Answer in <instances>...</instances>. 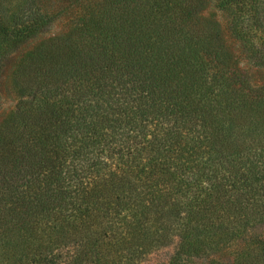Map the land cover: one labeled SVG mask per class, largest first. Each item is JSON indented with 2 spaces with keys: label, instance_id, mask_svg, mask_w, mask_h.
<instances>
[{
  "label": "trees",
  "instance_id": "1",
  "mask_svg": "<svg viewBox=\"0 0 264 264\" xmlns=\"http://www.w3.org/2000/svg\"><path fill=\"white\" fill-rule=\"evenodd\" d=\"M22 0L0 23V264H264V0ZM209 7L225 27L203 19ZM72 10L78 27L24 47ZM16 60V59H15ZM203 264V263H202Z\"/></svg>",
  "mask_w": 264,
  "mask_h": 264
},
{
  "label": "rangeland",
  "instance_id": "2",
  "mask_svg": "<svg viewBox=\"0 0 264 264\" xmlns=\"http://www.w3.org/2000/svg\"><path fill=\"white\" fill-rule=\"evenodd\" d=\"M22 0H0V23L5 26L10 25V18L13 11L20 5ZM71 2V0H44L45 9L51 12H56L60 7L66 6ZM92 3H95L96 0H91ZM72 10H66L63 12V15L57 17V19L52 23V25L48 28L46 34L39 36L33 42L29 43L24 47V50L31 49L37 46L40 41L48 40L51 37L59 36L62 34H67L71 32L73 29L78 27V21L75 15L72 14ZM204 18L207 21H217L220 23L221 27L224 28L226 24V20L224 16L215 10L212 7L206 9L203 13ZM16 59V60H15ZM19 57L13 58L12 61L9 62L5 72L2 74L1 78V86H2V95L0 100V126L7 122H10L15 118L16 106L20 100V93L18 89V85L16 84L14 74L16 72V66L18 64ZM264 236V230H257L255 235ZM177 241H173L166 247H162L154 252H150L146 257H142L140 259L133 258V263H128L124 254L118 255L114 257L112 261L110 260L108 264H166L170 258L173 256L174 251L176 249ZM241 245L240 242L234 243L229 247L224 248L223 250L217 252L216 254L210 256V258L206 260H215L217 264H230L233 254ZM196 260L201 264H214V263H205L204 261Z\"/></svg>",
  "mask_w": 264,
  "mask_h": 264
}]
</instances>
